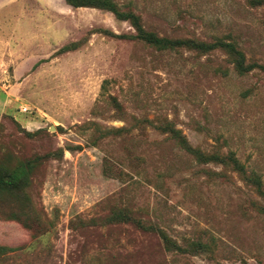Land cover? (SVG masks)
Returning <instances> with one entry per match:
<instances>
[{
    "label": "rangeland",
    "instance_id": "rangeland-1",
    "mask_svg": "<svg viewBox=\"0 0 264 264\" xmlns=\"http://www.w3.org/2000/svg\"><path fill=\"white\" fill-rule=\"evenodd\" d=\"M114 1L159 36L234 41L264 64V6ZM135 33L107 10L0 0V164L63 150L35 165L24 191L0 193V264H264V197L157 127L169 120L193 147L233 152L264 183V72L238 74L221 48L113 35ZM118 209L215 253L169 250L158 232L106 222Z\"/></svg>",
    "mask_w": 264,
    "mask_h": 264
},
{
    "label": "trees",
    "instance_id": "trees-1",
    "mask_svg": "<svg viewBox=\"0 0 264 264\" xmlns=\"http://www.w3.org/2000/svg\"><path fill=\"white\" fill-rule=\"evenodd\" d=\"M251 6H264V0H246ZM66 2L73 7H92L112 12L118 19L129 21L135 29V34H113L121 38H137L146 43L156 47L159 50H175L181 47H187L202 53L212 51L217 48L223 49L230 57L236 72L240 75L260 69L264 72V64L257 62H248L244 52L238 47L234 41L218 38L214 42H206L195 38L186 39H172L165 36H159L155 32L148 31L143 23L141 17L133 11L121 9L114 0H66ZM112 33V32H111ZM77 44L72 43L62 48L63 51L70 50L76 47ZM162 132L169 133L174 139L178 141L182 148L193 154L198 160L204 163L211 161L225 163L231 165L238 171L243 179L253 186L257 192L264 197V183L261 176L249 171L247 166L233 153L221 155L219 153H205L192 146L187 136L181 129L177 128L173 122L166 120L161 125L157 126ZM79 147V146H78ZM63 150L38 155L33 159L20 161L14 167H7L0 164V193L3 192H22L30 185V177L35 165L43 159H48L53 156L61 157ZM106 222L120 223L128 222L134 223L142 229L158 232L163 238L164 244L169 250H177L181 252H188L193 255L215 253V247L207 242L192 241L187 247L182 246L175 241L171 236L165 233L162 229L153 224H148L144 220L136 217L134 214L118 209L114 210L111 215L106 218Z\"/></svg>",
    "mask_w": 264,
    "mask_h": 264
},
{
    "label": "crops",
    "instance_id": "crops-1",
    "mask_svg": "<svg viewBox=\"0 0 264 264\" xmlns=\"http://www.w3.org/2000/svg\"><path fill=\"white\" fill-rule=\"evenodd\" d=\"M4 101H3V91L0 88V112L3 111Z\"/></svg>",
    "mask_w": 264,
    "mask_h": 264
}]
</instances>
